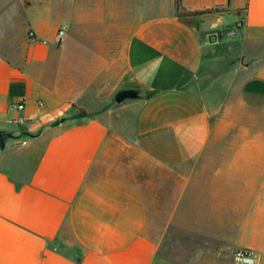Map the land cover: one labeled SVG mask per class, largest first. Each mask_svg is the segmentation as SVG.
Wrapping results in <instances>:
<instances>
[{
  "label": "crops",
  "instance_id": "crops-1",
  "mask_svg": "<svg viewBox=\"0 0 264 264\" xmlns=\"http://www.w3.org/2000/svg\"><path fill=\"white\" fill-rule=\"evenodd\" d=\"M182 5L0 0V264H264V0Z\"/></svg>",
  "mask_w": 264,
  "mask_h": 264
},
{
  "label": "built area",
  "instance_id": "built-area-1",
  "mask_svg": "<svg viewBox=\"0 0 264 264\" xmlns=\"http://www.w3.org/2000/svg\"><path fill=\"white\" fill-rule=\"evenodd\" d=\"M65 33H66V28L62 27L58 33L59 42L62 41V39L65 36ZM15 108H17V110H24L25 106L24 104H17ZM16 122H18L19 124H23L24 120L19 119ZM234 259H235V264H255L256 253L254 250L241 249L234 253Z\"/></svg>",
  "mask_w": 264,
  "mask_h": 264
},
{
  "label": "water",
  "instance_id": "water-1",
  "mask_svg": "<svg viewBox=\"0 0 264 264\" xmlns=\"http://www.w3.org/2000/svg\"><path fill=\"white\" fill-rule=\"evenodd\" d=\"M209 40H210V42H216L217 36L213 35L209 38ZM137 97H138L137 91H135V90H123L116 95L115 100L118 103H122L126 99L137 98ZM5 139H6V136H4V135L0 136V142H1L2 148L4 147V140Z\"/></svg>",
  "mask_w": 264,
  "mask_h": 264
},
{
  "label": "trees",
  "instance_id": "trees-1",
  "mask_svg": "<svg viewBox=\"0 0 264 264\" xmlns=\"http://www.w3.org/2000/svg\"><path fill=\"white\" fill-rule=\"evenodd\" d=\"M176 11L181 18H191L199 15H203L206 12H188L182 5V0H175Z\"/></svg>",
  "mask_w": 264,
  "mask_h": 264
},
{
  "label": "rangeland",
  "instance_id": "rangeland-1",
  "mask_svg": "<svg viewBox=\"0 0 264 264\" xmlns=\"http://www.w3.org/2000/svg\"><path fill=\"white\" fill-rule=\"evenodd\" d=\"M121 91H123V90H118V93L119 92H121ZM128 99H126L125 101H127ZM120 104L121 103H117L116 101H114V103H113V106H120ZM111 153L115 156H117L118 157V143L116 142V143H114L113 145H112V151H111ZM175 238L176 239H183V240H186L185 238V236L183 235V234H181V235H177V234H175ZM190 242H192L193 243V241H190Z\"/></svg>",
  "mask_w": 264,
  "mask_h": 264
}]
</instances>
